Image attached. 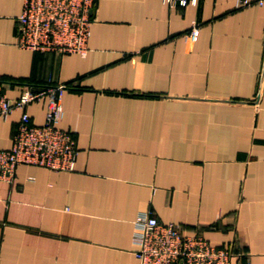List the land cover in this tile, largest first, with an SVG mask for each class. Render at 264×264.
<instances>
[{"label":"crops","instance_id":"obj_1","mask_svg":"<svg viewBox=\"0 0 264 264\" xmlns=\"http://www.w3.org/2000/svg\"><path fill=\"white\" fill-rule=\"evenodd\" d=\"M21 8L0 0L6 94L68 85L59 126L78 155L70 172L0 180V264H139L145 215L264 264V0H99L85 56L17 47ZM27 110L43 122L44 101ZM19 115L0 117V149Z\"/></svg>","mask_w":264,"mask_h":264},{"label":"built area","instance_id":"obj_2","mask_svg":"<svg viewBox=\"0 0 264 264\" xmlns=\"http://www.w3.org/2000/svg\"><path fill=\"white\" fill-rule=\"evenodd\" d=\"M99 0H22L15 18V44L26 50L79 54L88 52L93 13ZM171 8L185 7L199 0H162ZM251 0H236L243 7ZM262 3V0H259ZM199 24L193 21L188 35L195 40ZM9 82L0 78V117L19 111L9 148L0 149V180L12 182L19 165L49 170L73 171L78 155L75 137L59 126L63 115L62 96L68 85L21 84L19 94H6ZM44 101L43 122H32L27 107ZM31 179V178H30ZM134 254L139 264H253L235 240L215 244L200 230L187 231L176 222H160L154 215L136 221Z\"/></svg>","mask_w":264,"mask_h":264}]
</instances>
